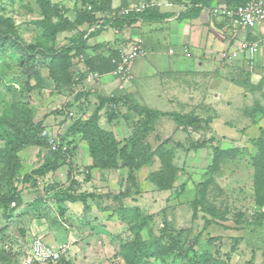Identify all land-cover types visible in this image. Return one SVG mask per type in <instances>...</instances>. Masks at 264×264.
<instances>
[{"label": "rangeland", "instance_id": "1", "mask_svg": "<svg viewBox=\"0 0 264 264\" xmlns=\"http://www.w3.org/2000/svg\"><path fill=\"white\" fill-rule=\"evenodd\" d=\"M52 1L69 19L85 6L82 0ZM123 8L100 13L97 24L62 31L56 46L78 40L83 32L87 36ZM0 14L14 21L19 45L50 41L36 22L42 18L37 0H0ZM104 31V39L90 38L81 51L73 50L64 59L74 79L69 85L55 80L49 57L35 53L27 58L10 40L0 46V117L12 114L15 90L25 87L35 121H43L57 140L71 124L89 118L101 98L119 97L101 110L100 125L121 146L134 142L147 162L137 171L130 194L115 200L112 194L130 186L128 170L93 167L87 143L75 137L77 148L69 145L65 165L40 177L37 186L18 182L22 202L12 203L10 217L0 209V264H24L33 239L51 235L42 230L56 223L77 231L76 241L67 239L64 228L56 234L58 244H72V255L35 264H264V204L257 200L254 166L255 157L264 152V61L250 66L245 60L221 59L219 53L208 58L204 53L207 63L199 69L186 65L181 88L171 93L173 108L183 111H163L196 114L202 121L181 125L170 115L148 120L145 113L128 108L130 102L148 106L147 95L132 91L134 64L132 77L124 78L108 61L141 38L130 42L107 25ZM90 71L101 76L90 81ZM7 138L8 129L0 124V146ZM46 152L38 146L19 152L21 174L39 168ZM164 154L172 169H164ZM212 162L215 169L208 170ZM203 182H208L206 188ZM66 192L84 193L87 201L62 199ZM69 202L75 206L72 212ZM97 202L99 210L91 207Z\"/></svg>", "mask_w": 264, "mask_h": 264}, {"label": "trees", "instance_id": "2", "mask_svg": "<svg viewBox=\"0 0 264 264\" xmlns=\"http://www.w3.org/2000/svg\"><path fill=\"white\" fill-rule=\"evenodd\" d=\"M113 0H82L85 5L83 9H78L75 19H69L63 15L62 10L53 3L52 0H37V4L41 8L42 18L36 21L43 27L44 37L50 39L47 43L39 42L38 44L19 45L20 36L15 29L14 21L11 18L5 17L0 14V46L6 47L7 41L19 45L18 48L22 49L24 55L27 58L33 57V54L39 53L45 57H49L50 71L55 80L64 85H69L74 81L68 72L67 65L64 59L73 51H81L85 47L86 41L94 36L100 34L105 26L111 27H124L130 25L134 21L139 19L153 18L150 14H147V10L142 12H133L127 17H117L115 19L108 18L97 29L89 32V34L81 37L78 40H73L66 46L57 47L55 42L58 41L59 35L62 31L72 27H79L83 24H94L98 22L99 14L112 10ZM193 9L198 12L202 6L208 5L211 0H190ZM232 1V0H231ZM233 5H239L246 2V0H234ZM232 2V3H233ZM231 3V2H230ZM201 5L200 7L198 5ZM163 14L155 16L156 19L163 18ZM57 19V20H56ZM21 46V47H20ZM117 52L115 56H117ZM112 68L115 67L111 57L108 58ZM59 74V75H58ZM41 79V78H40ZM12 89V88H9ZM27 89L22 87L19 90H15L16 103L12 114L3 115L0 117V124L6 126L9 132V138L5 140L3 146H0V209L3 210V214L10 217L13 214L12 203H21L22 198L20 196V190L18 189V182H31V185L37 186L38 179L44 177L46 174L52 171H57L60 167L65 165L66 157L68 156L67 148L69 145H73L71 148L75 150L77 143L75 137L79 136L81 140H84L90 150L93 163L92 166L103 169H118L125 167L128 170L127 182L130 186L123 192L118 194H112L115 200L121 201L123 198L130 194V188L137 183V171L147 162L144 158V151L136 148L134 142H128L121 146V143L117 140L114 133L109 130H105L100 125L101 110L111 102L114 104L119 101V97L114 98H101L100 105L96 108L93 114L85 119L79 120L71 124L66 133L59 136L57 140L52 139L48 128L43 121H35L34 111L30 107V103L26 98ZM129 104L128 108L138 109L147 115L148 120L156 119L159 116L170 115L173 119L181 125H194L201 120V117L196 114L179 113V112H163L160 110H153L149 106H141L136 103ZM56 113H59L56 112ZM264 131V128L262 127ZM264 140H262L263 142ZM30 146H38L47 149L44 155V162L42 165L33 169L29 173L21 174V158L19 152ZM131 146L135 149L131 151ZM169 156V155H168ZM164 169H172L173 166L169 157L166 154L161 156ZM121 162V163H120ZM218 162V161H217ZM215 162H212L208 166V170L215 169ZM254 166L256 169L255 183L257 200L259 204H264V152L255 157ZM172 167V168H171ZM69 179H72L71 167L69 168ZM156 181L155 178H153ZM262 182V184L260 183ZM159 187L167 188L172 185V180H169L167 186L165 184H159ZM139 185V184H138ZM208 182L202 183V188H206ZM5 189V190H3ZM90 196H94L91 194ZM62 199H70L71 201H87L86 194H69L64 193ZM197 207V203L195 202ZM210 223V222H207ZM65 259V258H62ZM61 261V260H60ZM59 261V262H60ZM213 261L214 258H213Z\"/></svg>", "mask_w": 264, "mask_h": 264}, {"label": "crops", "instance_id": "3", "mask_svg": "<svg viewBox=\"0 0 264 264\" xmlns=\"http://www.w3.org/2000/svg\"><path fill=\"white\" fill-rule=\"evenodd\" d=\"M233 1L211 0L198 12L193 9L190 0H125L124 2L123 0H113V8L121 5L124 8H137L146 3L147 14L153 17L138 19L130 25L119 27V29L113 27L117 35L119 34L126 40L129 39L130 42L137 38L144 39L146 54L140 56L134 63L135 84L132 91L141 90L142 94L147 95L146 105L160 111H175V109L183 111L173 108L176 102L170 98L171 95H174L171 93L182 86L185 79L182 71L184 67L195 65L199 69L207 63V60L202 59L204 53H207V57L210 58L212 53H219L236 42L233 37L238 32L234 27H231L227 20L214 16L210 10L211 4L233 5ZM158 14H163L164 17L158 20L155 18ZM105 31L92 37L91 40L104 39ZM114 35L116 36L115 32ZM237 38L260 40L262 47L258 61H264V23L253 30L240 32ZM164 42L168 45H164ZM171 48L174 49L173 53L170 52ZM164 105H168L170 108L162 107ZM80 147L81 145H79ZM101 182L105 184V181L101 180ZM95 205L93 204L91 207L99 210L100 203L97 202ZM67 207L70 212L75 208L71 202L67 204ZM101 214L103 217V213ZM63 228L67 231V239L77 240L79 236L75 229L67 230L68 228L59 226L57 223L48 224L45 230H42L47 234L51 233V235H40L47 242L57 244L56 234H59Z\"/></svg>", "mask_w": 264, "mask_h": 264}, {"label": "built area", "instance_id": "4", "mask_svg": "<svg viewBox=\"0 0 264 264\" xmlns=\"http://www.w3.org/2000/svg\"><path fill=\"white\" fill-rule=\"evenodd\" d=\"M130 9H124L121 15L128 14ZM212 11L215 14L226 16L238 30H248L256 28L264 23V0H247L244 4L235 8H220L214 6ZM260 51V41L243 40L236 42V45L224 52V57L229 59L245 58L250 66L257 60ZM142 40L134 41L128 50H121L117 56L112 58L115 68L113 72L124 78L132 77V65L135 60L145 54ZM173 53L174 49H170ZM101 75L97 71H90L87 79L93 81ZM15 205L16 203L13 202ZM73 247L71 243H48L42 237H35L31 244L30 258L24 264H35L36 262H58L64 257L72 255Z\"/></svg>", "mask_w": 264, "mask_h": 264}, {"label": "clouds", "instance_id": "5", "mask_svg": "<svg viewBox=\"0 0 264 264\" xmlns=\"http://www.w3.org/2000/svg\"><path fill=\"white\" fill-rule=\"evenodd\" d=\"M247 1V0H246ZM244 4V3H243ZM240 5H242V4H237V5H228V4H226V5H222V4H217V3H215V4H211V12H212V14L214 15V16H216V17H220V18H223V19H225V20H227V22L229 23V25L231 26V27H234V29L236 30V32H238V34H236L233 38H234V40L236 41V42H239V41H243V40H249V41H252V39L250 40V39H247V38H244V39H240V38H237V36L240 34V32H247V31H249V30H253V29H255V28H252V29H248V30H238V28L236 27V26H234L233 24H232V22L230 21V19L228 18V17H226V16H222V15H219V14H215L213 11H212V8L214 7V6H219L220 8H235V7H237V6H240ZM199 7L201 6L200 4L198 5ZM146 8H147V5L146 4H141L140 6H138L137 8H128V7H126V8H123L122 10H124V9H130V11H129V13L128 14H125V15H121V12H122V10L118 13V14H115L113 17H111L112 19H115V18H117V17H127L128 15H130L131 13H133V12H138V11H140V12H142V11H144V10H146ZM139 19V18H138ZM137 19V20H138ZM136 20V21H137ZM263 24V23H262ZM261 25V24H260ZM259 25V26H260ZM101 25H98V27H100ZM97 27V28H98ZM258 27V26H257ZM256 27V28H257ZM97 28H95V29H97ZM95 29H93V30H95ZM93 30H91V31H93ZM90 31V32H91ZM253 40H255V39H253ZM257 41H260V40H257ZM236 42L234 43V45L233 46H231V47H228V48H225L224 50H222V51H220L219 52V54H220V56H221V59H229L228 57H224V52H226L227 50H229V49H231V48H233L235 45H236ZM262 42L260 41V49H261V47H262V44H261ZM145 48V47H144ZM171 49H173V48H171ZM145 51H146V48H145ZM259 53H260V51H259ZM145 54H146V52H145ZM144 54V55H145ZM259 55V54H258ZM143 56V55H142ZM229 60H245L246 61V59L245 58H239V59H229ZM257 61H258V56H257V60H256V62H255V64L253 65V66H256V64H257ZM246 63H247V61H246ZM16 203V202H15ZM16 205V204H15ZM38 237V236H37ZM41 237V236H40ZM43 238V237H42ZM44 239V238H43ZM45 240V239H44ZM46 241V240H45ZM47 242V241H46ZM49 243V242H48ZM67 243H70V242H67ZM32 244V243H31ZM58 244V243H57ZM64 258H66V257H64ZM62 260V259H61ZM59 262V261H58ZM36 263H41V262H36Z\"/></svg>", "mask_w": 264, "mask_h": 264}]
</instances>
